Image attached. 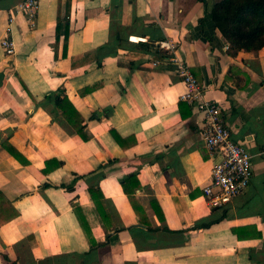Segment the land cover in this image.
<instances>
[{
    "label": "crops",
    "instance_id": "crops-1",
    "mask_svg": "<svg viewBox=\"0 0 264 264\" xmlns=\"http://www.w3.org/2000/svg\"><path fill=\"white\" fill-rule=\"evenodd\" d=\"M20 1L0 0V189L20 211L0 225V264H264V47L229 54L205 17L215 0H41L31 20L16 12ZM59 18L71 31L66 57ZM163 39L252 155V180L231 203L207 201L216 156L177 65L139 45ZM59 87L88 140L48 98ZM7 138L29 164L3 147ZM54 158L62 165L45 173ZM131 173L141 186L128 195L121 180Z\"/></svg>",
    "mask_w": 264,
    "mask_h": 264
},
{
    "label": "trees",
    "instance_id": "trees-1",
    "mask_svg": "<svg viewBox=\"0 0 264 264\" xmlns=\"http://www.w3.org/2000/svg\"><path fill=\"white\" fill-rule=\"evenodd\" d=\"M205 17L211 18L221 31L229 44V54L237 55L240 51L257 52L264 47V0H215L212 10L206 12ZM70 32L69 23H66L63 28L61 18H59L56 27V42L59 43L63 35L62 43L64 57L68 54ZM163 40H159L157 43L140 41L139 45L145 47L146 50L155 49L160 53L164 52V49L160 48L159 45V42ZM161 57H168L167 51H165ZM3 79L4 73L0 72V86L3 83ZM48 98L53 100L58 114L64 117L67 124L70 125L83 140H88L89 135L85 130V117L70 100L66 93V89L64 87H59L57 90L51 91ZM2 145L23 165L30 163L23 152L18 149L9 138H7ZM45 163L46 166L43 168V171L47 173L61 166L63 162L54 158L46 160ZM77 179L78 177H76L71 184L65 185L64 187L73 189ZM121 185L128 195H131L141 186L136 173H131L124 177L121 180ZM88 193L100 210L102 218L104 220H109L110 215L105 208L104 193L101 188L91 186L88 188ZM152 203L156 205V201H152ZM19 213L20 211L12 205L4 191L0 189V225L17 217ZM83 224L88 229V225L85 221H83ZM95 246H98V243L94 242L93 247ZM14 264L17 263L15 262Z\"/></svg>",
    "mask_w": 264,
    "mask_h": 264
},
{
    "label": "built area",
    "instance_id": "built-area-1",
    "mask_svg": "<svg viewBox=\"0 0 264 264\" xmlns=\"http://www.w3.org/2000/svg\"><path fill=\"white\" fill-rule=\"evenodd\" d=\"M41 0H21L16 12L22 13L28 19H33L38 13ZM14 14L10 21L14 19ZM10 22V23H11ZM160 48L168 53V60L178 67L179 76L187 84V92L183 98L195 104L205 114V126L202 131L205 147L211 156H216L210 182L204 186L207 201L212 207L231 203L250 184L253 176L252 155L247 148L237 141L226 125L222 107L204 99L202 86L199 84L188 65L175 55L174 46L168 41L159 42ZM1 46L6 56L15 53V41L11 34L1 40ZM158 62L155 61L154 64Z\"/></svg>",
    "mask_w": 264,
    "mask_h": 264
}]
</instances>
